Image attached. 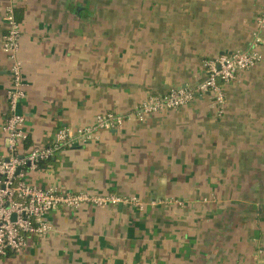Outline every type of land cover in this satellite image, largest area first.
Masks as SVG:
<instances>
[{
    "label": "crops",
    "instance_id": "1",
    "mask_svg": "<svg viewBox=\"0 0 264 264\" xmlns=\"http://www.w3.org/2000/svg\"><path fill=\"white\" fill-rule=\"evenodd\" d=\"M10 6L21 25L25 150L195 88L207 60L252 49L257 33L263 58L224 85L223 112L199 95L42 162L30 177L38 187L135 195L144 207H59L52 232L0 264H264V0H0L4 157Z\"/></svg>",
    "mask_w": 264,
    "mask_h": 264
},
{
    "label": "built area",
    "instance_id": "2",
    "mask_svg": "<svg viewBox=\"0 0 264 264\" xmlns=\"http://www.w3.org/2000/svg\"><path fill=\"white\" fill-rule=\"evenodd\" d=\"M5 19L7 30L1 48L11 62V85L7 94L9 112L3 127L7 156H0V261L11 253L27 248L31 236L44 238L52 232L53 224L49 216L59 207L74 210L87 204L98 208L118 205L144 207L142 200L135 195L62 191L56 185L38 187L29 178L30 171L38 169L42 162L65 148L95 141L101 131L122 129L126 121H144L152 113L180 110L199 95L208 97L212 105L223 112L226 102L224 85L255 67L263 58L253 49L261 41L257 33L252 49H239L207 60L205 77L195 88L173 87L166 93L150 96L128 113L98 114L93 123L76 128H60L51 143L25 150L23 145L28 139L24 128L25 117L17 112L20 100L26 95L23 65L18 56L21 25L12 6L8 7ZM258 24L260 29L264 28V11Z\"/></svg>",
    "mask_w": 264,
    "mask_h": 264
},
{
    "label": "rangeland",
    "instance_id": "3",
    "mask_svg": "<svg viewBox=\"0 0 264 264\" xmlns=\"http://www.w3.org/2000/svg\"><path fill=\"white\" fill-rule=\"evenodd\" d=\"M31 173H32V172L30 171V172H29V175H28V176H29V178L31 177Z\"/></svg>",
    "mask_w": 264,
    "mask_h": 264
},
{
    "label": "trees",
    "instance_id": "4",
    "mask_svg": "<svg viewBox=\"0 0 264 264\" xmlns=\"http://www.w3.org/2000/svg\"><path fill=\"white\" fill-rule=\"evenodd\" d=\"M16 17H17L18 20H20L19 17L17 16V13H16ZM49 160H50V159H49ZM47 161H48V160H47Z\"/></svg>",
    "mask_w": 264,
    "mask_h": 264
}]
</instances>
